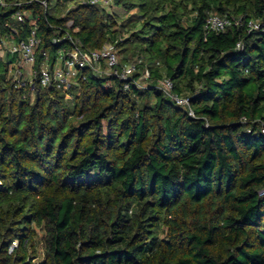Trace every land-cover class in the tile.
<instances>
[{"label":"trees","instance_id":"1","mask_svg":"<svg viewBox=\"0 0 264 264\" xmlns=\"http://www.w3.org/2000/svg\"><path fill=\"white\" fill-rule=\"evenodd\" d=\"M21 1L0 36L37 21L36 68L68 33L114 44L122 65L143 58L152 86L83 70L68 91L17 87L0 58V264H264V35L206 26L264 22V0H113L121 22L101 4ZM163 77L195 117L155 88Z\"/></svg>","mask_w":264,"mask_h":264},{"label":"built area","instance_id":"2","mask_svg":"<svg viewBox=\"0 0 264 264\" xmlns=\"http://www.w3.org/2000/svg\"><path fill=\"white\" fill-rule=\"evenodd\" d=\"M35 1L47 9L46 0ZM80 2L83 5L101 4L107 7H111L113 4V0H81ZM22 4L21 0H0V11L10 7L19 8ZM27 16V12L19 9L13 15L14 23L24 25ZM72 26L73 22H69L68 27ZM206 26L212 32H224L229 27H237L246 29L248 33L264 35V22L255 19L244 20L243 17L227 18L210 14ZM38 30L36 21L26 39L17 40L13 37L3 38L0 36V51H6L7 62L9 57L12 59L8 65V75L17 87H22L26 83L34 87L38 81L42 88L55 87L59 90L68 91L73 86H78V77L83 70H89L96 76L120 80L124 91H130L133 86L138 90H147L152 86L150 68L143 58L122 65L114 44H106L100 51H90L84 47L80 40L72 38L68 33L63 38H54L52 43L58 45L63 41H68L69 49L60 50L54 62L47 52L43 53L44 59L39 68H36L41 44ZM237 49L242 50L243 44L239 43ZM27 78L29 79L27 80ZM154 86L176 105L187 108L190 116L195 117L191 108L190 96L176 93L174 82L170 78L163 77ZM17 246V242L13 243L10 253Z\"/></svg>","mask_w":264,"mask_h":264},{"label":"rangeland","instance_id":"3","mask_svg":"<svg viewBox=\"0 0 264 264\" xmlns=\"http://www.w3.org/2000/svg\"><path fill=\"white\" fill-rule=\"evenodd\" d=\"M81 0H75L72 4L68 5L69 8L74 7L75 5L81 3ZM114 4V3H113ZM108 13L115 15L116 17H118V19L121 21H126L127 18L129 17V15H127V13L121 8L116 6L115 4L111 6V9L107 10ZM126 36L124 38L128 37V34H125ZM118 51V49H117ZM120 56V55H119ZM0 58H2L5 62L7 61V57H6V51L5 50H1L0 51ZM121 60V59H120ZM29 77V76H28ZM29 78H27L28 80ZM31 79V78H30ZM38 238H37V248L39 251V257H38V261H42V259L44 258V246L43 243L41 241V232L38 231Z\"/></svg>","mask_w":264,"mask_h":264},{"label":"crops","instance_id":"4","mask_svg":"<svg viewBox=\"0 0 264 264\" xmlns=\"http://www.w3.org/2000/svg\"><path fill=\"white\" fill-rule=\"evenodd\" d=\"M6 57H7V55H6Z\"/></svg>","mask_w":264,"mask_h":264}]
</instances>
